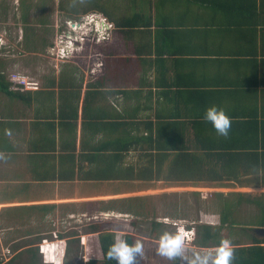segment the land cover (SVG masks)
<instances>
[{
    "label": "crops",
    "instance_id": "1",
    "mask_svg": "<svg viewBox=\"0 0 264 264\" xmlns=\"http://www.w3.org/2000/svg\"><path fill=\"white\" fill-rule=\"evenodd\" d=\"M50 6L51 19L65 16V31L79 27L75 20L81 16H96L98 22L87 27L92 34L82 35L85 42L79 41L70 55L55 58L50 85L43 77L41 83L22 89L25 100L0 109V220L7 223L6 210H19L26 224L36 217L41 224L57 217L69 224L77 220L82 230L60 232L58 238L75 239L86 263L100 253L99 231L92 229L106 223L115 238H124L129 228L135 240L157 244L151 233L147 237L135 233L142 210L161 206L160 201L155 205L154 194L148 191L160 190L161 183L165 188L190 183L131 177L139 172L155 177L150 156L155 150L143 144L157 131L174 138L181 127L188 132L190 116L202 115L213 104L241 119L257 106L260 111L264 0H50ZM52 24L59 28L63 23ZM96 39L101 40L99 54L92 58ZM63 46L58 41L55 45ZM176 111L190 114L182 119V126L167 119ZM118 140L130 145L116 160L110 155ZM189 153L201 157L199 150ZM12 158L18 176L16 194L3 179L8 178L4 167L9 169ZM158 217L149 224L168 225L158 222ZM50 230L34 233L39 236L35 244L47 242ZM4 235L11 236L9 244L21 239L19 231L1 230L0 243ZM26 246L22 248L29 250ZM187 247L176 261L159 255L157 247L143 248L142 263L151 259L156 264H178L188 259L189 264L194 252L214 253L216 248ZM22 248L12 246V251ZM61 250L64 253L66 248ZM149 250L155 254L147 260L143 255ZM55 253L61 254L59 249ZM8 261L0 259V264Z\"/></svg>",
    "mask_w": 264,
    "mask_h": 264
},
{
    "label": "rangeland",
    "instance_id": "2",
    "mask_svg": "<svg viewBox=\"0 0 264 264\" xmlns=\"http://www.w3.org/2000/svg\"><path fill=\"white\" fill-rule=\"evenodd\" d=\"M109 2L110 1H101L100 3H105L104 5H106L109 4ZM50 9V0H33L32 3L29 1L23 3L22 0H0V58L5 62L3 72L7 79L12 78L15 80L16 76L24 78L26 86L25 88L23 87L24 90L28 88L29 85L33 87V83L35 84L36 81H40L41 83L43 77L47 85H50L53 77L51 73L55 69V58L64 59L70 55L72 50L78 47L77 44L85 40L86 37H83L85 34L86 36L92 34L90 31L91 29L89 30L87 27H90L93 23H97L92 21L98 20V18L93 15L86 17L81 16L75 20L80 22L79 27H73V30L77 28L76 31L71 29L72 26H70L69 22L67 23V28L69 29L70 27L69 30L72 31H65V16L59 15L53 20L51 19ZM45 18L47 21L43 23L39 22V19L45 20ZM53 22L54 24L55 22L63 24L61 27L57 28L54 26L52 27ZM27 26L31 31L26 29ZM55 28H57V30H54ZM102 34H104V32ZM74 40H77L75 45ZM26 41L29 42L26 43ZM42 41L45 43H41ZM57 41L60 43L62 42L64 46L61 48L55 47ZM100 41L99 39L93 41L95 47L91 55L92 58H96L99 54L98 49L100 45L98 43ZM33 42L36 43L38 50L36 52H28L25 50L26 47H30V44ZM48 47H51V49ZM85 48H87V46ZM88 80H90V76ZM16 82L20 84L23 83L20 81ZM8 99V96L0 93V109L2 106L11 105L12 107L13 102L9 101L11 99ZM4 123L7 124L6 122ZM14 160V158L10 159L9 169L4 167V170H6L8 174V178H3L7 179L12 189L16 188L18 185V176L15 175L17 173L15 170L16 165L11 163L14 162ZM163 184H159L160 190L148 191V193L154 194L153 202L155 201V205H158L160 201L161 206L154 208V211L150 208L142 210L143 216L138 219L136 224V234L147 237V234L152 233L153 230L154 235L152 233V236L158 239L165 231L176 232L178 230H183L187 234L185 247H192L193 245L198 246L195 241L198 243L201 241L200 231H198V226L200 225H212L213 230L219 233L218 236L220 239H228L231 244L236 243L240 246L249 245L253 236L257 235L263 238L264 234L260 233L257 229H264V227H257L251 223H255L257 220H264V210L261 209V205L258 206L256 203V200H259L264 204V195H262L264 191L257 188L244 189L232 186L207 187L203 184L200 186H193L191 184L189 186L188 184L185 186L165 188L166 184ZM162 187L163 189H161ZM15 192L16 190L13 189L14 194H16ZM157 196L159 198L155 199ZM4 213L8 221L6 223L0 220V232L1 230L5 233L21 232V239L17 240L15 244H9L13 241L10 239L11 236L4 235V238L1 239L0 245L2 249L0 247V259H3V261L9 260L7 264H53L52 261H54V264H87L85 261V254L82 255V250L80 246L77 245L75 239L62 240L58 238L62 232L73 234L82 230L77 220L69 224V222L67 223L57 217V221L55 220V222H45L41 224L39 217H36L35 222L32 221L26 224L25 219L21 222V213L19 210L14 213L11 210H6ZM16 214L19 215L17 216ZM156 216H163L164 218L162 219L158 217L157 221L166 222L168 225H160L155 229V227L149 223ZM221 216L225 219L222 223ZM146 217H148V220H145ZM82 225H85V223ZM51 228L53 231L50 230ZM60 228L63 229L60 230ZM24 230L27 232L24 233ZM48 230L51 231L48 232L50 239H47V242L43 241V243L39 242L40 244H35L39 236H36L34 233L41 232L42 234V232ZM126 232L130 233L129 228ZM33 234L35 235L33 238L29 239V237H26ZM189 240L192 241L189 243ZM53 242L54 245L57 246L56 251L59 249L61 254H63L62 257L60 254L59 261H56L55 258L52 259L48 254L49 252L45 253L47 249L53 254L56 252L51 245ZM60 242H62V244H60ZM145 242L147 244L145 245L143 243V248L158 247V244L152 241ZM18 245L20 248L28 247L26 245L30 247L29 250L22 248L21 252L18 253L12 251V246L17 247ZM39 245L44 246L43 251L40 250ZM61 247L66 248L64 253ZM188 247L187 250H189ZM148 252H150V250ZM154 254L155 253L151 251L143 256H146L147 260H149ZM137 264H143L142 257L138 258ZM147 264L156 263L150 259Z\"/></svg>",
    "mask_w": 264,
    "mask_h": 264
},
{
    "label": "trees",
    "instance_id": "3",
    "mask_svg": "<svg viewBox=\"0 0 264 264\" xmlns=\"http://www.w3.org/2000/svg\"><path fill=\"white\" fill-rule=\"evenodd\" d=\"M22 1L23 3L26 1L33 2V0ZM45 21H47L46 18L45 20L39 19L41 23ZM26 29L31 31L28 26ZM28 42L26 41V43ZM41 43L45 42L42 41ZM25 50L36 52L38 47L33 42ZM4 63V60L0 58V93L8 96L11 99L8 100L14 103L25 100L26 96L21 91L25 85L17 83L12 78L7 79L5 77L3 72ZM121 83L118 82L116 85L120 87ZM108 87H110L109 84ZM117 93H122L124 96L127 95L124 90H118ZM259 95L260 111L257 106L254 113H251V115L245 114L246 119H241L240 115L232 116V125L227 137L218 135L210 123L202 120L203 114H197L196 112L190 116L193 117L192 121L187 120L188 132L185 127H181L179 129L180 134L174 138L173 136L162 135L160 131H157L154 135L155 138L143 144V146L147 147V150H155V153H151L152 155L150 154V156H153V162L156 165L154 171L156 172V178L148 172H139L138 176L131 177L146 181L163 177L167 181L189 182L193 186L203 184L207 187L264 188V91H261ZM257 97L258 95L256 94ZM188 115L190 114L176 111L174 114H168L167 119L171 121V125L177 122L182 126V119L188 118ZM150 135V137H153L151 130ZM129 145L130 142L118 140L116 148L110 155L111 158L121 159L123 152L129 148ZM192 149L199 150L201 157L189 153V150ZM164 167L167 172L163 170ZM256 203L258 206L261 205V209L264 210V204L259 200H256ZM224 221L225 219L221 216V223ZM262 221L257 220L251 224L257 227H264V220ZM160 225L162 224L153 223L155 229ZM198 229L201 241L199 243L195 242L199 247L217 246L219 244L221 240L218 236L219 233L213 230L211 226L200 225ZM92 230L99 231L100 253L94 255L93 257L95 258L92 260H88L87 264H114V262H109L105 256L107 247L115 238L109 225L106 223L96 226ZM152 233L154 235L153 230ZM261 233L264 234V232ZM124 238L129 243L135 241V235L131 233H126ZM231 245L234 250L232 264H264V236L263 238L257 235L253 236L249 245L240 246L236 243ZM178 264H188V259H183Z\"/></svg>",
    "mask_w": 264,
    "mask_h": 264
},
{
    "label": "clouds",
    "instance_id": "4",
    "mask_svg": "<svg viewBox=\"0 0 264 264\" xmlns=\"http://www.w3.org/2000/svg\"><path fill=\"white\" fill-rule=\"evenodd\" d=\"M201 118L203 121L210 123L218 135L225 137L229 135L232 118L223 108H220L215 104L208 106L204 109ZM186 235L187 234L183 230H178L176 232H163L157 240L158 254L173 261H176L177 258H183ZM191 241L192 240H189V242ZM53 247L56 251L57 246L53 244ZM47 252H49L48 254L52 259L59 258L60 256L56 257V253H54V255L50 251ZM233 253L234 250L230 240L221 239L216 246L214 253L209 252L201 254L200 252H194L189 260V264H232ZM142 254V240L137 239L133 243H129L126 238H114L113 242L107 247L105 252L106 259L109 262H114V264H137V260ZM62 256L63 254H61V257ZM56 261L59 260L56 259ZM52 263L54 264V261H52Z\"/></svg>",
    "mask_w": 264,
    "mask_h": 264
},
{
    "label": "built area",
    "instance_id": "5",
    "mask_svg": "<svg viewBox=\"0 0 264 264\" xmlns=\"http://www.w3.org/2000/svg\"><path fill=\"white\" fill-rule=\"evenodd\" d=\"M15 80H16V81L23 82L22 84L25 85V79H24V78H20V77L16 76V77H15ZM45 247H46V246H45ZM43 248H44V246H43V245H40V250H41V251L44 250ZM52 248H53V244H52ZM49 249H50V248H49ZM47 251H50V250L47 249L45 252H47Z\"/></svg>",
    "mask_w": 264,
    "mask_h": 264
},
{
    "label": "water",
    "instance_id": "6",
    "mask_svg": "<svg viewBox=\"0 0 264 264\" xmlns=\"http://www.w3.org/2000/svg\"><path fill=\"white\" fill-rule=\"evenodd\" d=\"M50 49V48H49ZM260 233L264 232V229H257Z\"/></svg>",
    "mask_w": 264,
    "mask_h": 264
}]
</instances>
